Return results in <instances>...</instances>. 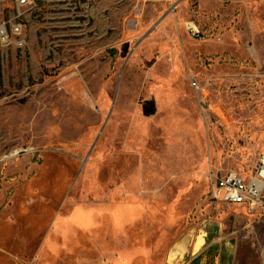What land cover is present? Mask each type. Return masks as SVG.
I'll use <instances>...</instances> for the list:
<instances>
[{
    "label": "rangeland",
    "instance_id": "374dc122",
    "mask_svg": "<svg viewBox=\"0 0 264 264\" xmlns=\"http://www.w3.org/2000/svg\"><path fill=\"white\" fill-rule=\"evenodd\" d=\"M162 1L35 0L0 42V264H188L205 232L207 264H264V193L212 192L264 157V0H181L165 28Z\"/></svg>",
    "mask_w": 264,
    "mask_h": 264
},
{
    "label": "built area",
    "instance_id": "2783aa9c",
    "mask_svg": "<svg viewBox=\"0 0 264 264\" xmlns=\"http://www.w3.org/2000/svg\"><path fill=\"white\" fill-rule=\"evenodd\" d=\"M1 1V0H0ZM17 6V15L11 20L0 23V42L8 47L11 43L17 47H23L25 40L22 36L23 25L16 19L27 10L36 6L35 0H15ZM7 23L14 35V40L10 39L7 31ZM192 35L195 30L191 28ZM212 192L215 198L228 204H238L249 209H257L262 204L264 193V157L259 161L253 173L247 177L234 171L212 177Z\"/></svg>",
    "mask_w": 264,
    "mask_h": 264
},
{
    "label": "crops",
    "instance_id": "0c3cea01",
    "mask_svg": "<svg viewBox=\"0 0 264 264\" xmlns=\"http://www.w3.org/2000/svg\"><path fill=\"white\" fill-rule=\"evenodd\" d=\"M180 1L181 0H163L161 3V9H160V15H161V26L165 25V24H169L167 23L168 19L171 18V16L174 18V20H176V24L178 19H181L180 15H181V11L178 10V5H180ZM182 2V1H181ZM174 3H176V7L174 8V12H172L171 10H169V7L171 5H173ZM177 9V10H176ZM138 18H143L144 16H141V12L138 11ZM178 27V26H177ZM163 28H165V26H163ZM144 42V39L141 41V43L139 44V47L142 45V43ZM245 177L251 175V174H243ZM203 244L201 245V247L193 252V256L189 259L188 264H207V259H208V255H204V252H206V248H212L214 247V243L213 241H210L208 243H206V240L208 239V235L205 232L203 235ZM232 250H231V245L228 242H224L223 244H221L219 247H217V254L214 257V262L217 264H235L233 257L231 255ZM200 257V260L198 261L196 258Z\"/></svg>",
    "mask_w": 264,
    "mask_h": 264
},
{
    "label": "bare ground",
    "instance_id": "6f19581e",
    "mask_svg": "<svg viewBox=\"0 0 264 264\" xmlns=\"http://www.w3.org/2000/svg\"><path fill=\"white\" fill-rule=\"evenodd\" d=\"M201 245V243H198ZM196 245V244H195ZM185 248L181 245H176L173 250L169 254V259L172 260L173 258H176V256H182L184 253Z\"/></svg>",
    "mask_w": 264,
    "mask_h": 264
},
{
    "label": "water",
    "instance_id": "95a60500",
    "mask_svg": "<svg viewBox=\"0 0 264 264\" xmlns=\"http://www.w3.org/2000/svg\"><path fill=\"white\" fill-rule=\"evenodd\" d=\"M190 243V239L186 237L185 239L182 240V246L187 248L188 244Z\"/></svg>",
    "mask_w": 264,
    "mask_h": 264
}]
</instances>
